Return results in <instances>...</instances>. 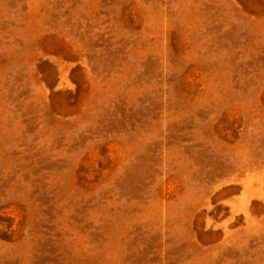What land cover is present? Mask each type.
<instances>
[{
    "label": "rangeland",
    "instance_id": "rangeland-1",
    "mask_svg": "<svg viewBox=\"0 0 264 264\" xmlns=\"http://www.w3.org/2000/svg\"><path fill=\"white\" fill-rule=\"evenodd\" d=\"M0 264H264V0H0Z\"/></svg>",
    "mask_w": 264,
    "mask_h": 264
}]
</instances>
